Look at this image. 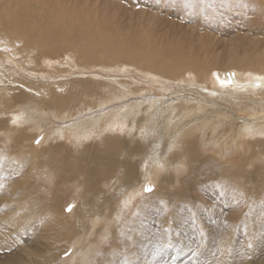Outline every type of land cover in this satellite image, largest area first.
Here are the masks:
<instances>
[{
  "label": "bare ground",
  "instance_id": "bare-ground-1",
  "mask_svg": "<svg viewBox=\"0 0 264 264\" xmlns=\"http://www.w3.org/2000/svg\"><path fill=\"white\" fill-rule=\"evenodd\" d=\"M0 1V53L10 58L9 64L0 65V123L4 125L2 129L20 132V145L17 148L0 149V248L8 244L6 230L12 228L31 236L25 245H35L38 241L40 248L35 249L41 252L37 260L21 261L18 258L8 264H49L53 260L61 264L60 253L78 233H83L86 239L97 238L102 231L107 230L106 223L116 222L122 213L129 210L132 203L134 209L126 216L127 222H131L132 214L137 215L138 211L140 215L146 214L147 209L154 206L153 200H161L162 197L159 191L146 193L143 190V193V185L146 180L157 177L158 173H162V177L158 179L159 189L170 193L167 195L171 197L166 205L168 212H178L189 201L186 193L190 192L196 175L203 170L211 173V169H221L223 176H240L242 180L250 175L263 173L264 170L258 165L250 173L244 167L250 164L247 162L248 158L252 159L257 153L264 155V124H261L264 118L259 115L260 110L264 111V91L262 95H249L244 92L246 86L234 89L227 84L230 79L238 77L244 85L257 87L260 83L246 80L264 78V0H175V10L188 8V17L194 14V3H199L200 11L205 15L210 7L214 8L211 17L224 18L230 30H224L225 35L222 32V35H217L214 29L207 30L206 33L201 30L200 34H195L188 26V29L180 28L182 34H171L153 28L152 24L161 19L151 15L146 21L139 20V29L144 28L142 36L137 35V32H132L133 35L130 36L129 23L123 25L121 21L117 22L121 6L109 0H86V7H93L90 8L92 13L88 19L87 14L82 12L83 7L78 13L73 12L78 9L80 0ZM33 5L46 13L44 17L47 19L39 18L40 22H36L37 19L33 18L36 16H33L30 19H34L36 24L32 21L29 23L30 20L26 17L37 9L33 10ZM151 7L154 13L158 12L157 4ZM95 11L99 12L95 14ZM43 29L38 41L39 35L37 37L36 33ZM101 29L110 33L102 35ZM17 31L21 33H15ZM24 31L26 37H30L33 32L35 43L38 42L42 51L49 52L58 51L55 40L54 46L53 42L46 43L48 39H56L55 35L58 33L71 36L79 31L85 42L92 39L95 33L103 38L100 44L108 53L107 62L117 57L122 62L128 61L135 66L119 63V66H101L105 73L91 69L88 72L79 71L82 74L78 76L86 77L59 81L48 87L46 82L41 84L38 80L45 76L40 68L29 67L21 62L26 52L31 51L29 42L32 44L31 38L34 39L31 37V41H23ZM230 31L231 38L228 36ZM120 32H125L135 44L132 45L130 39L128 42L126 37H118ZM75 38L77 36L71 38V47L74 46ZM220 45H223L222 50ZM74 51L85 62L84 49L75 48ZM90 58L94 59L93 56ZM66 59L67 65H71L69 60L76 63V66L73 64L74 68L81 64L77 65V60L70 56ZM15 65L26 70L29 75L23 77L28 79L22 77L21 71ZM83 68L89 70V67ZM69 69L73 70L70 67ZM229 69L235 73L232 74ZM225 70L226 76L222 75ZM123 73L129 77L128 81L122 80ZM88 74L90 75L87 76ZM99 75L115 80L100 79ZM162 78L172 82H165ZM173 80L182 84L178 83L177 87L172 88ZM91 83L105 85L100 91L103 94L82 104L78 109H71L73 111L65 109L68 99L72 98L65 92L67 84L77 88ZM200 85L209 89L199 88ZM52 86L56 90H63V93L60 96L49 93L47 89ZM21 87L32 91L35 89L34 94L30 92L33 96L30 99L31 104H22L28 98ZM169 88L178 94L171 95ZM80 91L87 96H94L86 93L88 89ZM167 91L170 96L166 94ZM261 98L263 101L258 102ZM234 103L235 107L232 106ZM244 107L249 108L248 115L239 116L238 111ZM78 112L80 116L84 113L83 116L71 121L72 116ZM50 114L54 117H50ZM10 116L13 117L11 121ZM67 119L68 123L62 127L64 130L55 127L52 134L45 135L46 137L40 135L37 140L38 145L44 141V147H47L45 152L41 149L43 155H47L43 160L45 165L42 172L44 176H50V186L54 187L52 193L38 198L33 193L35 179L37 180L33 175L41 173L37 170L39 160L36 154L25 149L28 145H23L22 141L35 137L47 127L49 121H56L57 125H61L59 120ZM114 121L121 127H128V131L141 128L139 140L133 139L132 135L129 140L118 134L113 125ZM209 122L213 123V132L210 134L207 125ZM155 134L160 135L158 144L154 141ZM66 140L71 143L74 155L64 156L57 151V148L62 147V141ZM165 141L169 145L166 149ZM245 144L250 146L251 156H245L240 164L234 166L218 162L211 155L200 152L201 147L211 150L217 148L218 156L232 157L237 151L244 150ZM122 152L125 158L120 160L117 156ZM145 154L150 159L148 167L145 168L146 173L141 174L139 166ZM211 159H214L213 162ZM152 160H155L153 166ZM185 164L188 166L189 175L184 182V190L179 192L171 189L172 180L175 181L172 171ZM233 171L236 175H233ZM62 184H70L74 191L75 202L68 213L63 202L67 188H63ZM141 193L142 196L137 197ZM36 218L33 223L32 220ZM40 220L41 224L37 227L35 224ZM100 223L105 224L100 226ZM128 228H134L133 223ZM69 233L71 238L68 240ZM80 252L85 253V250ZM261 262L263 264L264 259Z\"/></svg>",
  "mask_w": 264,
  "mask_h": 264
},
{
  "label": "rangeland",
  "instance_id": "rangeland-1",
  "mask_svg": "<svg viewBox=\"0 0 264 264\" xmlns=\"http://www.w3.org/2000/svg\"><path fill=\"white\" fill-rule=\"evenodd\" d=\"M109 1H113V4L121 6L118 15L119 19L117 20V22L121 21L123 25H127L129 23L131 27L129 31L130 36L133 35L131 34L132 32H137V35L142 36L144 34V28L139 29V20L146 21L145 19L151 15L158 16L161 19L158 21L154 20L155 22L152 24L153 28L160 29L162 32H170L171 34H182L180 32L182 29L180 28L186 27V29H188L189 26L191 30L193 29L192 33L196 32L195 34H200L201 30L203 33H206L207 30L214 29L217 31V35H222L221 32L223 33V35H225L224 30H228L229 28L225 23L224 18H220L219 16L211 17L212 13L214 12V8L210 7L209 12H207L206 15L205 13L203 14V12L200 11L201 6L198 2L192 5L195 15L192 14L190 17H188V8L175 10V0ZM216 1L218 2V0ZM85 2L86 0H80L81 5L79 4V6L81 7L77 5L78 9L74 10L73 12L76 11V13H78L83 9L82 12L84 13V15L87 14L88 19L90 17V14L92 13L90 8L93 7H86L87 5L85 4ZM156 4L158 5V12L154 13L153 10H151V6ZM31 7L34 8L33 10H35L36 8L37 9L36 12L34 11V15L31 14L26 17L30 20L29 23H31L32 19L30 18L33 16H36L33 17L35 18V20L37 19L36 22H40L41 19L43 20V17L44 15H46V13L44 14L43 12L39 11L36 5H33ZM96 9H98V7ZM112 11L113 10L111 9V12ZM197 11L200 14H198ZM97 13L95 11V14ZM100 14H98L97 17H99ZM109 15H111V13H109ZM198 15L200 16V18H198ZM55 17L57 18V16ZM44 19H47V17H44ZM35 20L33 19L32 23H35ZM220 20H222V22ZM194 22L198 23L195 24ZM193 26L195 29L193 28ZM43 31L44 29L40 30L41 33L38 31L39 34L36 33V36H42L41 34L43 33ZM79 31L77 32L78 34L76 33V35L73 34L71 36H62L60 33H58L55 35L56 39H48V42L46 43L50 44L51 42H53V46L55 40L58 50L55 52L42 51V49H40V46H38L37 44L38 42L35 43L34 41L36 39L34 37L35 35H33L34 30L32 34L30 33L33 36L30 35V37H26V31H24V34L22 33V35H25L23 41H25L26 39L31 41L32 39L34 42L31 41L32 44H30L29 42L31 51L26 52V57H22L20 54V56L23 58L21 62L29 67L38 69L40 68L41 72H43L42 75L45 76L44 78L39 77L40 79L38 78V80H40L41 84H44L46 82L45 84H47L48 87L59 81H71L86 77L78 76L82 74L78 73L79 71L88 72L91 69L100 71L101 73H105V69L100 68L101 66H107L109 64L117 65L119 63H122L125 66H135L128 61L122 62L121 59L117 57L111 58V62H107L108 53L105 51L104 46L102 47L100 44V41L103 38H99L98 34L93 33V38L85 42L83 39V35L79 33ZM231 31L228 34L229 38H231ZM19 32L21 33V31H17L15 33ZM103 32L107 31H103L101 29L102 35L110 33ZM73 36H77V38H75L74 40V46L71 47V38ZM120 36L126 37V39H128V42L129 39L131 40V38H129L130 36H127L125 32H120L118 37ZM31 37H34V39ZM39 37L37 38L39 39L38 41H40L41 39V37ZM131 42L132 45L135 44L134 41L131 40ZM217 46L219 47V45ZM220 46V49H223V45ZM75 48L84 49L87 61L85 60L84 62V60L79 57V55L74 51ZM69 56L72 59L75 58V61L77 60V65L80 63L82 64V62L83 64L78 65L79 67L77 68H74V66H76V63L73 60H69V63H71V65L65 64V61L67 60L66 58ZM92 56L94 59L90 58ZM9 59L10 58L5 57L2 53H0V65H6ZM47 60H50V62H48ZM134 62L137 63V61ZM16 67L17 70L21 71L22 77L23 75L25 77H28L27 75L29 74L25 69H22L18 66ZM69 67L73 70H70ZM83 67H89V70ZM226 71L227 70H225L223 72L224 74L222 73V75L226 76ZM127 72L129 73L130 70H127ZM229 72H232V74L235 73L231 69H229ZM137 73L142 74L141 72ZM89 75L90 74H88L87 76ZM122 75H124L122 80H129V77L125 76L124 73ZM25 77L23 78L28 79ZM98 78L109 79L112 81L115 80L108 77H102V75H99ZM162 79H165L163 80L165 82H172V80H169L167 78ZM246 81H249L250 83L255 82L257 84H260L257 87L247 86L249 84L244 85V83L238 77L237 79L236 77H234V79H230L229 83L227 82V85L233 87L234 89L240 87L244 88L246 86V90L244 92L248 93L249 95H262L261 93L264 91V78H252ZM33 82L37 83L36 81ZM178 83L182 84L179 81L173 80L174 86L172 88L177 87L176 85H179ZM104 86L105 85L98 83H91L90 85H81V87H77V89L67 84V90L65 92L68 93L72 98L68 99L67 104H65L67 105L65 109L73 111L71 109H78L82 106V104L90 102L92 99L94 100L96 96L98 97L99 94H103L100 91H102L101 88ZM149 86L151 87V85ZM35 87L37 86L35 85ZM201 87L204 90L209 89L206 86L200 85L199 88ZM172 88L168 89V91L171 90V95L178 94V92H175ZM20 89L28 98L26 103L22 104H31L30 99H33V96L30 95V92L34 94L33 91H35V89H33V91L24 87H21ZM82 89H88L89 91H87L86 93L94 94V96L91 97L89 95L87 96L83 94L80 91ZM47 91L49 93L53 92L52 94L56 96H60L63 93V90H56L53 88V86L48 88ZM168 91L166 94L170 96V94H168ZM222 92L225 91L223 90ZM257 101L261 102L263 100L261 98ZM60 104L61 103H59L58 105L61 106ZM232 106L235 107V103ZM27 109H23V111ZM248 110L249 108L244 107L243 110L238 111V115L242 117L248 115ZM79 114L80 112L75 113L74 116L76 117L72 116L70 120L75 121V119L82 117L84 113L81 114L82 116H80ZM259 115L264 118V111L260 110ZM51 116H53V114H50V117ZM10 117L11 118L9 121L13 120V117ZM19 121L23 123L22 120ZM67 121L68 119L64 121L59 120V122L62 123L61 125H57L58 122L56 121H49L47 122V127L42 129L41 132L36 134L35 137L27 141H22L23 145H28L25 149L33 152V154H36V156L38 157L37 160H39V169L37 170L41 171V173L39 174L40 176L36 173L33 175L34 179L37 177V180L35 179V188L33 193L38 198H43L45 195H48V193H52L51 190L54 189V187L50 186V184L52 185V183L48 180L50 176L46 177L43 175L44 172H42L43 165H45L43 160L47 158V155H43L41 149H43V151L45 152V149L47 147H44V141L38 145L37 142L39 141L37 140L38 138L40 139L41 136L46 137L45 135L52 134L55 127H61V129L64 130V128L62 127L66 126V124L68 123ZM212 124V122H209V124H207L209 126V134L213 132L211 131ZM261 124L263 125L264 122ZM113 125L115 130L118 131V134L127 137V139L129 140L132 138V136L134 137L133 139H138L140 136L139 134L141 128H139L140 131L138 129L136 131H128V127L127 129L123 125L122 128L115 121L113 122ZM3 126L4 125L0 123V149L1 147L13 149L17 148L20 145L18 141V134L20 133L19 130L2 129ZM166 127L171 128L168 126ZM133 133L135 134V136ZM159 136L160 135L157 134L153 136L156 138V140H154L156 144L160 142ZM260 136H262V134ZM151 144H153V142ZM61 146L62 147L56 148L57 151H60L62 155H74V149L71 150L72 146L68 140L62 141ZM168 146V142L166 143L165 141L164 148L166 149L168 148ZM216 150L218 149L214 148L211 150L207 149L206 147L200 148L201 153L203 152L205 154L211 155L218 162H224L233 166L236 164H240L245 156H251V149L247 144H245L244 150L237 151L236 154H234L232 157L226 155V157L228 158L224 156H218ZM117 157L120 160H123L125 158L124 152L119 154V156ZM149 157L150 156L145 154L144 158L141 160V164L139 166V171L141 172V174H144V172L146 173L145 168L148 167V161L150 159ZM214 159H211L210 161L213 162ZM247 162H250V164L245 165L244 168L247 169L248 173L252 172L251 169L256 165L260 166L261 169L264 170V155H260L259 153H257L253 156L252 159L248 158ZM153 163H155V160H152V166ZM188 171V166L186 164L183 165L180 169L172 171L171 175L175 179V181L172 180L171 186L173 187L171 189H177L179 192L184 190V182L185 180H187V177L189 175ZM209 171H211V173H207L203 170L201 172L202 174L200 173L196 175L190 192L186 193L189 196V201L182 205L181 210H179L178 212H168V210L166 209L167 201L171 197H167V195L170 193L165 192L166 190H162L161 188L159 189L158 185L160 184V182H158V179L162 177V173H158L157 177L153 176L152 180H146V183H144L143 185L144 189H142V192L145 193L147 191L146 193H150L152 191H159V194H161L160 197H162L160 198L161 200H153L154 206H148L149 208L147 207L148 211L146 214L140 215L138 211L137 215L132 214L131 222H127L128 218H126V216L130 214L134 209V204L132 203V205L129 206V210L122 213L118 217V220L116 222L112 221L106 223L107 230L102 231L100 236H98L97 238L86 239L84 238L83 233H78L73 239L70 240V243L67 245V247L62 250V253H60L61 264H262L261 261L264 259V171L261 175H250V177L245 180H242L240 176H223L221 169L219 171L215 169H211ZM233 175H236L235 171H233ZM112 182L113 180L111 181V183ZM62 187L67 188L64 193L63 202L64 205H66V211L68 213L71 209L72 204L75 202V197H73L74 191L72 190L70 184H67V186L62 184ZM141 196L142 193L138 194L137 197L140 198ZM235 196L237 197L235 198ZM1 211L2 210H0V212ZM35 220H37V218L32 220V222L34 223ZM131 223H133L134 228H128ZM40 224L41 220L35 225L38 227ZM104 224L105 223H100L99 225L102 226ZM70 227L72 228V226ZM72 230L76 231L75 228H72ZM6 231L8 244L4 248H0V264H8L10 262H14L17 261L16 259L18 258H20L21 261H33L34 259L37 260L40 257V250L35 249L40 248V246L38 247V241L35 243V245H25L26 241L30 240L31 238L29 234L21 233L18 230L14 231V229L12 228ZM2 235L5 236V233L2 232ZM70 238L71 233L68 234V240ZM80 250H85V253L80 252ZM15 256L18 257L16 258ZM49 264L59 263L53 260Z\"/></svg>",
  "mask_w": 264,
  "mask_h": 264
}]
</instances>
